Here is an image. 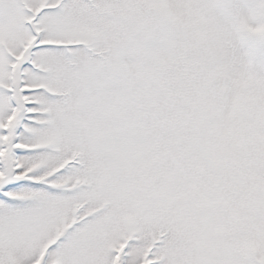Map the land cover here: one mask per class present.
<instances>
[{"label":"snow or ice","instance_id":"1","mask_svg":"<svg viewBox=\"0 0 264 264\" xmlns=\"http://www.w3.org/2000/svg\"><path fill=\"white\" fill-rule=\"evenodd\" d=\"M236 18L0 0V264H264V78Z\"/></svg>","mask_w":264,"mask_h":264},{"label":"clouds","instance_id":"2","mask_svg":"<svg viewBox=\"0 0 264 264\" xmlns=\"http://www.w3.org/2000/svg\"><path fill=\"white\" fill-rule=\"evenodd\" d=\"M253 3L247 19L236 18L238 37L251 56L264 46V0H253Z\"/></svg>","mask_w":264,"mask_h":264},{"label":"rangeland","instance_id":"3","mask_svg":"<svg viewBox=\"0 0 264 264\" xmlns=\"http://www.w3.org/2000/svg\"><path fill=\"white\" fill-rule=\"evenodd\" d=\"M230 8L240 15L241 17L247 19L250 15V10L254 6L253 0H227ZM237 54L244 56L247 49L239 43L236 44ZM253 68L258 76L264 78V46H261L253 60Z\"/></svg>","mask_w":264,"mask_h":264}]
</instances>
